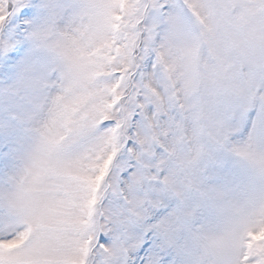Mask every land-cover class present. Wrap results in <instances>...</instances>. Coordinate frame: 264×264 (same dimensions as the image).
Returning <instances> with one entry per match:
<instances>
[{
	"label": "snow or ice",
	"instance_id": "6c2138e0",
	"mask_svg": "<svg viewBox=\"0 0 264 264\" xmlns=\"http://www.w3.org/2000/svg\"><path fill=\"white\" fill-rule=\"evenodd\" d=\"M0 264H264V0H0Z\"/></svg>",
	"mask_w": 264,
	"mask_h": 264
}]
</instances>
